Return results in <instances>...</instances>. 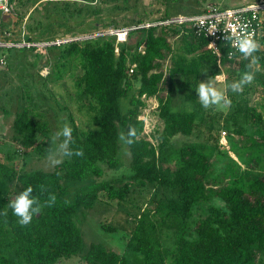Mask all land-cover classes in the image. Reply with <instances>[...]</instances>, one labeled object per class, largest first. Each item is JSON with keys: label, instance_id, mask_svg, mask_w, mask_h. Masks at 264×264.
<instances>
[{"label": "trees", "instance_id": "obj_1", "mask_svg": "<svg viewBox=\"0 0 264 264\" xmlns=\"http://www.w3.org/2000/svg\"><path fill=\"white\" fill-rule=\"evenodd\" d=\"M257 1L245 0L240 5ZM203 10L186 16L199 15ZM177 16L172 15V10H166L154 21L146 16L137 17L125 21L121 27L111 21L109 28H135L128 33L127 41L118 45L117 52L116 39L110 35L48 47L50 51H60L54 64L58 71L52 74L55 79H61L59 61L73 58L78 62L81 73L72 74L75 93L87 101L89 111H94L93 123L91 127H83L71 121L68 150L73 155L65 156L55 169L32 170L17 176L20 192L31 185L32 194L39 198L41 205V211L33 215L30 224L21 226L8 206L15 197L0 199V264H56L80 255L83 264H262L264 123L254 117V121H259L255 123L260 128L259 137L256 139L249 130L240 128L236 133H244L249 144L240 146L232 139L228 151H221L217 133L213 142H191L175 147L170 140L177 135L192 136L201 124V116L197 111H173L167 93L172 91L175 75L199 77L202 68L218 61L225 67L235 66L232 73L239 81L245 78V73L252 75L255 66L264 76V52L260 50L264 48V25L255 42L258 50L252 55L242 53L229 58L227 50L222 49L218 59L209 51L207 40L196 37L185 25H154ZM146 24L151 26L143 27ZM91 26L95 28L96 24ZM27 42L32 39L28 38ZM175 44H179L182 53L173 58ZM168 58H173L175 66L166 76L163 61ZM134 84H138L136 94L130 95ZM142 97H153L158 102L156 113L163 127L157 145L142 137L144 123L138 118L139 108L144 106ZM232 110L236 119L238 111ZM253 122L250 121V126ZM233 123L238 126L235 120ZM130 126L137 130L133 144L126 143L131 139L128 137ZM13 129L26 150L37 149L34 147L36 134L47 136L45 126L32 120L26 109L15 115ZM121 132L123 140L119 139ZM236 133L230 135L233 137ZM122 145L128 147V152ZM76 149H82L83 155L76 156ZM121 149L129 157L128 178L132 186L151 189L154 196L160 190L170 192L155 206L154 212L163 214V218L155 224L148 219L147 212L136 217L121 253L97 243H91L84 250L74 217L92 209L101 191L107 193L110 201H123L131 191L128 182L117 189L92 182L103 177L104 166L109 170L120 168ZM4 175L8 178L15 174L4 172L0 164V177ZM89 180L92 183L83 192L72 199L67 197V184ZM50 194L56 197L51 207L46 204ZM214 200L221 201L222 205H215ZM199 208L203 210V217L191 220ZM170 219L178 232L173 247L164 248L156 230L166 227Z\"/></svg>", "mask_w": 264, "mask_h": 264}, {"label": "rangeland", "instance_id": "obj_2", "mask_svg": "<svg viewBox=\"0 0 264 264\" xmlns=\"http://www.w3.org/2000/svg\"><path fill=\"white\" fill-rule=\"evenodd\" d=\"M242 2L245 0H16L13 15L0 14V41L11 44L5 48L0 47V164L4 172L12 171L15 174L8 178L5 175L0 177V199H12L20 193L17 180L19 174L32 170L52 171L64 161L65 155L60 145L65 138L57 133L65 123L71 126V121L75 120L83 127H91L93 123L94 111H89L86 108L89 105L87 101L79 99L75 93L72 74L77 76L81 73L78 62L73 58L66 62L59 61L61 79H55L52 74L58 71L54 64L58 62L60 51H50L49 46L97 38L113 29L108 26L111 21L117 22L121 27L125 21L129 22L137 17L146 16V19L154 21L163 16L166 10H172V15H193L208 5L231 8ZM93 23L96 24L95 28L91 26ZM28 38L32 39V42H27ZM23 41L31 46H22ZM32 47L35 50L31 51ZM174 47L176 51L173 58L182 53L179 44ZM6 49L11 51L7 52ZM260 50L264 52L263 47H260ZM173 58L163 61L166 76L175 66ZM234 67H225L217 62L202 68L199 77L174 76L172 91L164 93V96L168 94L171 98L172 110L197 111L201 116V124L192 136L177 135L170 140L175 147L191 142H213L214 134L217 133L221 151H228L232 139L240 146L249 144L244 133H236L241 131L240 128L249 130L248 133L253 134L256 139L259 137L260 128L255 123L259 122L257 120L264 123V83L260 82L261 79L264 81V76L255 66L251 83H244L243 91L234 92L232 87L240 82L232 73L236 70ZM256 77L260 80H256ZM201 82H211L223 91L228 99L231 98L234 105L225 107L221 104L203 108L196 91ZM137 86L138 84H134L130 95L136 94ZM140 100L144 102L138 115L144 123L142 137L157 145L163 127L156 113L158 102L153 97H142ZM233 108L238 111V115L235 114L236 119ZM23 109L27 110L32 120L44 125L47 130V136L36 134L34 147L37 149L23 148L20 144L21 137L13 129L15 115ZM254 117L258 119L254 121ZM234 120L239 127L235 126ZM250 121H254L253 126H250ZM234 132L236 134L232 137L230 133ZM125 148L128 152V147H123V150ZM123 150L121 149V152ZM232 157L235 159L233 155ZM57 160L60 163H54ZM120 162V168L117 170H109L104 166L103 177L93 179L92 182L106 183L116 189L128 182L131 191L125 200L110 201L107 193L101 191L99 201L92 209L84 210L74 217L81 231L84 250H87L91 243H97L121 253L129 240L136 217L147 212L148 219L155 224L163 218V214L154 212L155 206L164 196H169L170 192L163 193L160 190L154 196L151 189L141 190L132 186L128 178L129 157L125 151L120 157ZM218 166L220 168L221 164ZM92 182L89 180L77 185L67 184V197L72 199ZM213 203L222 205L219 200H214ZM202 211L197 209L191 220L202 218ZM166 224V227H158L156 233L161 246L172 248L178 227L171 219ZM105 227L114 230L109 232ZM81 258L80 255L62 259L56 264H83ZM262 259L264 264V256Z\"/></svg>", "mask_w": 264, "mask_h": 264}, {"label": "built area", "instance_id": "obj_3", "mask_svg": "<svg viewBox=\"0 0 264 264\" xmlns=\"http://www.w3.org/2000/svg\"><path fill=\"white\" fill-rule=\"evenodd\" d=\"M15 13V3L10 0H0V14L10 16ZM160 24L185 25L193 31L198 38L207 40V46L219 59L221 50H227V56L233 58L242 54L237 47L238 39L247 36L254 42L260 36L264 25V0H258L246 5H240L231 8H221L214 5H208L201 14L196 16L179 15ZM146 24L143 27H149ZM135 29L118 28L112 29L102 35L114 36L116 39V52L118 45L127 41L128 33ZM22 46L30 47L29 43L22 42ZM11 44L2 43L0 47L10 46ZM15 44L12 46L14 47ZM34 46V44L32 45ZM9 48V47H7ZM219 62V61H218Z\"/></svg>", "mask_w": 264, "mask_h": 264}, {"label": "clouds", "instance_id": "obj_4", "mask_svg": "<svg viewBox=\"0 0 264 264\" xmlns=\"http://www.w3.org/2000/svg\"><path fill=\"white\" fill-rule=\"evenodd\" d=\"M237 47L240 52H242L245 56L252 55L253 52L257 51V44L247 36L241 37L238 39ZM244 79L241 80L239 83L235 84L232 87L234 92H241L243 91V84L244 83H251L254 77L248 73L244 74ZM197 94L199 98V102L201 106L205 109L210 108L211 106L215 105H223L225 107L231 106V100L228 99L225 93L215 86L211 84V82H201L199 83L197 89ZM58 136L64 137L63 143L60 145L61 149L63 150V155L71 156L73 152L68 150V144L70 142V137L72 136V127L65 123L59 132L57 133ZM137 135V130L135 127L130 126L128 129V139L126 143L133 144L135 142L134 138ZM119 139L123 140L124 135L121 132L119 134ZM76 156H82L83 150L76 149L75 153ZM54 163H60L59 160L55 161ZM33 188L29 185L23 191H21L15 199L9 202V207L13 210V214L19 218L18 222L21 226L28 225L31 223L33 215L38 214L41 211V205L39 202V198L33 196ZM56 197L55 194H50L48 200L46 201L47 206L51 207L55 203Z\"/></svg>", "mask_w": 264, "mask_h": 264}]
</instances>
